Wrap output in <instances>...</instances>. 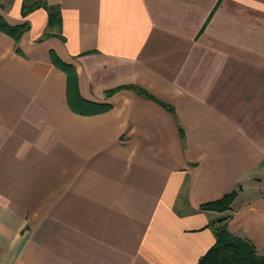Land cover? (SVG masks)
<instances>
[{
  "label": "crops",
  "instance_id": "crops-1",
  "mask_svg": "<svg viewBox=\"0 0 264 264\" xmlns=\"http://www.w3.org/2000/svg\"><path fill=\"white\" fill-rule=\"evenodd\" d=\"M0 17L23 26L0 30V264H196L219 225L264 256V0ZM54 58L101 109H71Z\"/></svg>",
  "mask_w": 264,
  "mask_h": 264
},
{
  "label": "trees",
  "instance_id": "trees-1",
  "mask_svg": "<svg viewBox=\"0 0 264 264\" xmlns=\"http://www.w3.org/2000/svg\"><path fill=\"white\" fill-rule=\"evenodd\" d=\"M32 8V6H23L22 10L24 11L25 9V11H28ZM22 29L23 26H7L0 17V30L14 36L15 33L19 34ZM54 60L53 62L61 67L67 75L68 103L71 109L76 112H86V109L93 111L95 108L99 107L101 109L102 106L87 102L79 97L73 69L69 65H64V63H61L56 58H54ZM234 194V192H231L219 200L200 206V208L216 212L225 211L234 198ZM213 232L215 236L214 244L196 264H264V256H258L250 244L229 233L225 227L221 225L213 226Z\"/></svg>",
  "mask_w": 264,
  "mask_h": 264
}]
</instances>
